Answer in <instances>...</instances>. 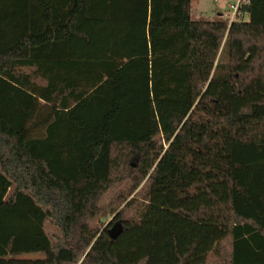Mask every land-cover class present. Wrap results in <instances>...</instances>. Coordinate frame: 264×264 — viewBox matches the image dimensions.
Masks as SVG:
<instances>
[{
    "label": "trees",
    "instance_id": "16d2710c",
    "mask_svg": "<svg viewBox=\"0 0 264 264\" xmlns=\"http://www.w3.org/2000/svg\"><path fill=\"white\" fill-rule=\"evenodd\" d=\"M0 264H264V0H0Z\"/></svg>",
    "mask_w": 264,
    "mask_h": 264
},
{
    "label": "rangeland",
    "instance_id": "374dc122",
    "mask_svg": "<svg viewBox=\"0 0 264 264\" xmlns=\"http://www.w3.org/2000/svg\"><path fill=\"white\" fill-rule=\"evenodd\" d=\"M229 0H192V17L193 19H210L214 20L219 18L218 13L223 12L224 18L229 15L233 19L235 15H233L232 9L230 8L232 3H235L237 0H230L229 7L227 8V2ZM218 11V12H217ZM227 14V15H226ZM245 18L246 15H245ZM121 189L120 187L110 191L104 197V204L107 207V212L104 216L96 219L94 223L100 226L101 231L112 228V226L116 223L118 219H115L117 212L121 211V209L125 206L126 200L121 203L118 200H113L112 198L116 194V192ZM129 200V199H128ZM115 209L117 210L115 212ZM45 229L47 233L51 236L52 239L59 234V229L53 225L51 222H46ZM30 257H41V255L31 254Z\"/></svg>",
    "mask_w": 264,
    "mask_h": 264
},
{
    "label": "water",
    "instance_id": "95a60500",
    "mask_svg": "<svg viewBox=\"0 0 264 264\" xmlns=\"http://www.w3.org/2000/svg\"><path fill=\"white\" fill-rule=\"evenodd\" d=\"M122 230H123V223L121 221H116V223L112 226V228L107 229V232L113 239H115L122 232Z\"/></svg>",
    "mask_w": 264,
    "mask_h": 264
},
{
    "label": "built area",
    "instance_id": "2783aa9c",
    "mask_svg": "<svg viewBox=\"0 0 264 264\" xmlns=\"http://www.w3.org/2000/svg\"><path fill=\"white\" fill-rule=\"evenodd\" d=\"M248 2L249 0H237L235 3H232L230 8L232 9L233 15H235L238 12L241 4H245Z\"/></svg>",
    "mask_w": 264,
    "mask_h": 264
},
{
    "label": "crops",
    "instance_id": "0c3cea01",
    "mask_svg": "<svg viewBox=\"0 0 264 264\" xmlns=\"http://www.w3.org/2000/svg\"><path fill=\"white\" fill-rule=\"evenodd\" d=\"M191 1H192V0H191ZM229 3H230V0L227 2V5H226L227 8L229 7ZM217 12H218V11H217ZM218 15H219V17H223V16H224L223 12H219ZM226 15H227V14H226ZM227 17H229V15H227ZM246 17H247V16H246ZM230 18H232V17H230Z\"/></svg>",
    "mask_w": 264,
    "mask_h": 264
}]
</instances>
